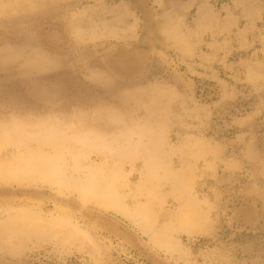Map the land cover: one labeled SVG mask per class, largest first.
<instances>
[{
    "label": "rangeland",
    "instance_id": "rangeland-1",
    "mask_svg": "<svg viewBox=\"0 0 264 264\" xmlns=\"http://www.w3.org/2000/svg\"><path fill=\"white\" fill-rule=\"evenodd\" d=\"M0 139V218L70 224H0V264H264V0H0ZM78 149L129 212L31 179L39 153ZM188 176L200 224L156 246ZM153 184L145 233L131 210Z\"/></svg>",
    "mask_w": 264,
    "mask_h": 264
},
{
    "label": "bare ground",
    "instance_id": "bare-ground-1",
    "mask_svg": "<svg viewBox=\"0 0 264 264\" xmlns=\"http://www.w3.org/2000/svg\"><path fill=\"white\" fill-rule=\"evenodd\" d=\"M48 90H49V88H48ZM24 138H26V137H24ZM27 140H29V139L27 138ZM0 141H1V139H0ZM46 141H48V140H46ZM38 142H40V141H38ZM45 142H44V144H46ZM50 144H51V142H50ZM37 147H40V146H37ZM37 156L38 157H35L36 162H34V164H32L34 167V175L30 176V177H32L31 178L32 180L36 181L39 179L42 181L50 182L53 185H56V188H58L61 191L62 190H65V191L66 190H74V192L76 191L79 194L80 198L83 200L93 201L96 204H98L99 206H102L104 208L118 210L119 206L121 205L119 196L116 193H114L113 191H111L110 188L107 185H105V183H103V179H104V177H106V176H104V172H105L104 168L101 165L92 166L91 164L85 162V158L87 155L85 154L84 151H82L81 149L80 150L78 149L76 151H71L69 153V160H70L69 164H65L66 158H65L64 154H59V153L54 152V154L48 155V154L43 153V156L39 157V156H41V153H39ZM156 164L158 165L159 163H156ZM68 165L72 169V172H74L76 174L72 180H70V178H68L66 176L65 171H66V167ZM152 165H155V164H153V162H152ZM1 166L2 165L0 164V170L2 169ZM117 167H118L117 161L116 162L114 161L113 167L109 169V174H110L109 176H110L111 182L116 181V178L118 175V168ZM3 170H5L3 173L4 178H6L7 180H10V176L8 175L9 174L8 169L4 168ZM148 171H150V174L154 175V171L152 169V166L148 165ZM80 175H82V177ZM14 177H15L14 179L19 178V181L22 179L21 173H18V175H15ZM14 181L15 180H13V182ZM179 183H181V184H178V182L173 183L172 188L174 191H176V190L178 191L177 193H178L180 198L185 197V201L181 205L179 214L177 216L178 218L176 217V221L174 220L172 223L166 225L161 230L160 233L151 234L152 231H150L152 229V226H153L155 220H156V214H155L154 209L152 208V204H154L155 199L159 203H161L163 201V198L158 194V190H156L157 187L155 184L152 185L154 187H151V188L148 187L149 189L146 191L145 201H137L131 210V213L134 217V223H136L143 232H145V233L151 232L150 233L151 234L150 240H151L152 244L159 246V247H164L165 249L176 250L178 244L175 241L176 239H174V237H173L174 231L182 229L183 227H187V228L192 227L191 224L192 225L195 224V226L198 223L200 224V220H199V222L196 221V220H198V218H197L198 214H200V213H198V207H197L198 202L194 198V196L192 197L190 195V192H189V190H190V176H188L186 181H182V182L180 181ZM145 188H146V185L144 182H142L139 186V190L143 191ZM119 209H121L122 212H124V213H126L127 211L128 212L130 211V209L126 206H122V208L120 207ZM31 211L32 210L28 211L27 209L25 210L22 208H16L14 210V212L12 214H9L5 220H4V218H2V219L0 218L2 220V222L0 223L2 225L1 230L4 231L3 233H2V231H0V232L2 233L3 237L6 238V240H7V238L10 239V237H12L14 235L15 236L16 235H24V236L29 237V238L31 236H35V237L41 236V235L43 236L42 232H44L45 230H48V228L50 229L51 224H52L51 228H53V229H55L54 226L56 228L58 226H60L61 228L62 227L66 228L65 226L70 225V224H67V225L65 224V222H67L66 221L67 219L64 216H61L60 221L57 222L56 217L55 218H49V219H43L39 216V214H37V212L35 213L34 211H32V212ZM67 214L68 213H66V215ZM53 223H58L57 224L58 226L53 225ZM190 230H187L190 234L195 231V229L191 230V231ZM74 232H75V230H74ZM89 237H90V235H89ZM84 239H88V238L85 237ZM89 240H91V238H89ZM178 249H179V247H178Z\"/></svg>",
    "mask_w": 264,
    "mask_h": 264
}]
</instances>
